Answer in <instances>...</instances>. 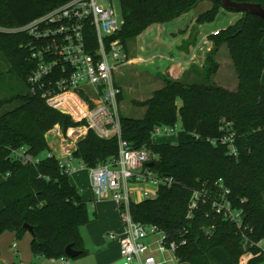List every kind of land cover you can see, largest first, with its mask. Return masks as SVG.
I'll list each match as a JSON object with an SVG mask.
<instances>
[{"label":"trees","instance_id":"1","mask_svg":"<svg viewBox=\"0 0 264 264\" xmlns=\"http://www.w3.org/2000/svg\"><path fill=\"white\" fill-rule=\"evenodd\" d=\"M68 0H0V27L16 29L65 4ZM124 24L113 36L125 46L150 26L179 18L201 0H119ZM198 18L212 23L223 8L221 0ZM259 4L264 0H232ZM93 40L94 32H89ZM264 19L242 14L234 24L210 36L215 51L226 45L238 77L235 90L213 82L218 64L212 52L196 80L167 77L163 85L145 101H134L144 108L141 118L120 113L122 138L132 148L155 154L149 167L161 183L155 198L130 203L132 219L155 226L164 235V244L176 245L175 258L188 264H240L251 253L247 264H263L264 250ZM25 32H0V53L22 81L21 92L4 97L0 110V236L13 232L17 239L33 229L32 251L37 257L67 259L72 245L87 255L82 229L91 222L81 191L72 186L69 173L61 167L50 146L52 131L63 134L81 125L61 111L50 107L40 92H32L29 76L36 64L27 47ZM96 45V44H95ZM92 50V48H91ZM118 87V86H117ZM121 102V93L118 96ZM180 120L178 144L155 145L152 136L159 126L174 127ZM233 135L235 154L221 139ZM22 148L37 160L25 163L15 158ZM74 157L88 168L116 160L117 137L105 140L93 131L77 143ZM221 181V183H219ZM241 212V225L217 213L215 201L224 197ZM195 193L197 208L191 209ZM251 243L246 248L247 243ZM1 255V252H0Z\"/></svg>","mask_w":264,"mask_h":264},{"label":"built area","instance_id":"2","mask_svg":"<svg viewBox=\"0 0 264 264\" xmlns=\"http://www.w3.org/2000/svg\"><path fill=\"white\" fill-rule=\"evenodd\" d=\"M104 2L106 6L102 4ZM115 2L120 6L119 0H68L23 27H0V32H25L29 35L27 47L31 52L30 59L36 64L29 76L32 92H40L50 107L81 123L79 127L70 128L66 135L59 127L52 131L53 138L66 142V156L60 159V164L67 173L72 172L73 146L88 132L93 131L105 140L118 138V158L89 168L95 200L99 202L112 198L118 203L126 229L124 235L119 237L121 264H164L152 254L147 243L148 237H158L156 245L162 252L170 250L174 253L176 245L166 247L164 235L157 227L145 226L132 219L129 185L148 183L159 188L161 183L171 185L173 179H158L148 166L157 156L145 149L132 148L122 138L118 106L121 90L116 86L114 78L117 71L127 64L128 58L123 43L113 39L124 24L121 6L118 12L114 7ZM91 30L95 36L94 48L89 35ZM179 131L178 126H159L153 136L178 135ZM221 142L229 143L235 154L232 134L221 139ZM13 155L25 163L37 162L24 148L14 151ZM220 187L223 188L222 185ZM223 191L222 200L214 202L215 210L241 225V212L232 208L226 199L229 190L223 188ZM146 195L149 197V193ZM199 198L200 194L195 193L191 209L197 208ZM115 237V234H111V238ZM64 261L69 264L68 260Z\"/></svg>","mask_w":264,"mask_h":264},{"label":"rangeland","instance_id":"3","mask_svg":"<svg viewBox=\"0 0 264 264\" xmlns=\"http://www.w3.org/2000/svg\"><path fill=\"white\" fill-rule=\"evenodd\" d=\"M105 6V2L102 3ZM114 7L119 12L118 2ZM214 7L212 0H201L194 9L176 18L175 20L150 26L136 40L127 44L128 62L122 66L115 74L114 82L121 90V102L119 112L126 117L141 118L145 112L144 108L136 107L134 101H145L163 85L164 77L181 80L188 76L189 79L196 80L195 73L203 72L208 56L214 52V60L218 64V71L212 78L213 82L229 90H235L238 85V77L235 71L233 60L226 45L215 49L210 36L219 33L221 30L234 24L242 17L241 13L220 8L219 13L212 23H198V18ZM264 48V39L262 40ZM191 53V64L186 69H182L183 76L177 77V73L166 71L164 63L170 61L176 55ZM181 67V66H180ZM181 70V69H180ZM22 90V81L11 69V65L5 56L0 53V101L4 97L17 94ZM9 107L0 110V114L8 110ZM177 126L181 127L180 120ZM80 130H77L78 132ZM82 132L85 130L81 129ZM175 142L177 136H173ZM80 159L72 157L71 170L86 168L82 166ZM148 184H139L143 189ZM251 243L246 244L249 248ZM264 248V241H262ZM251 257L245 254L240 261L244 264ZM243 262V263H242ZM247 264V263H246ZM264 264V263H263Z\"/></svg>","mask_w":264,"mask_h":264},{"label":"crops","instance_id":"4","mask_svg":"<svg viewBox=\"0 0 264 264\" xmlns=\"http://www.w3.org/2000/svg\"><path fill=\"white\" fill-rule=\"evenodd\" d=\"M191 55V53H186L174 56L173 59L164 63V69L176 72V76L181 78L183 76L182 69L188 68L191 64ZM262 83L264 84V75ZM173 136H177L176 142L172 140ZM49 143L56 157L65 159L66 142L64 143L60 139L52 138ZM152 143L155 145L169 144L176 146L178 144V135L153 136ZM76 148L77 144L73 146L72 154H74ZM5 180L6 177L0 176V185ZM69 181L72 186L81 191L82 198L87 204L91 222L82 229L83 244L88 252L87 255L77 260L67 257L66 260H68L69 264H121L119 237L124 235L126 229L119 213L118 203L112 198L99 202L95 200L92 191V176L88 167L71 172L69 174ZM139 184L131 183L129 185L132 202L139 203L147 198L156 197L157 187L147 183L148 186L140 189L138 187ZM146 193H149V197H147ZM2 209L3 203L0 200V212ZM111 234H115L116 237L111 238ZM157 239L158 237L155 235L147 239V243L152 250L151 252L157 260L164 264H188L179 262L170 250L160 251L156 245ZM32 240L33 237L30 232L21 239H17L16 234L13 232L3 233L0 236V264H67L64 259L51 260L35 256L32 251ZM259 246L262 248V242ZM262 249L264 250V248ZM250 258H252V255ZM134 264L139 263L136 262Z\"/></svg>","mask_w":264,"mask_h":264},{"label":"water","instance_id":"5","mask_svg":"<svg viewBox=\"0 0 264 264\" xmlns=\"http://www.w3.org/2000/svg\"><path fill=\"white\" fill-rule=\"evenodd\" d=\"M221 2L223 4V8L229 11L241 14H250L264 19V8L259 4L237 3L232 0H221ZM148 166L153 167L154 162H151ZM27 229L31 234L33 233V229L31 227H27ZM65 253L69 259H76L80 255V252L75 250L72 245H69L66 248Z\"/></svg>","mask_w":264,"mask_h":264}]
</instances>
